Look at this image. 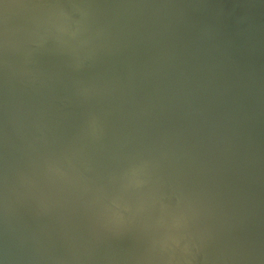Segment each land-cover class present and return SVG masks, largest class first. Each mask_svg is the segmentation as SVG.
Returning <instances> with one entry per match:
<instances>
[{
    "label": "bare ground",
    "instance_id": "1",
    "mask_svg": "<svg viewBox=\"0 0 264 264\" xmlns=\"http://www.w3.org/2000/svg\"><path fill=\"white\" fill-rule=\"evenodd\" d=\"M0 264H264V0H0Z\"/></svg>",
    "mask_w": 264,
    "mask_h": 264
}]
</instances>
